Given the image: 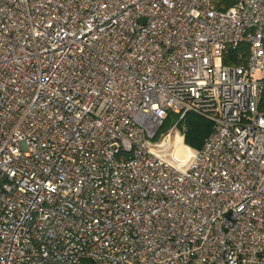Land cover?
Here are the masks:
<instances>
[{
	"label": "built area",
	"instance_id": "2783aa9c",
	"mask_svg": "<svg viewBox=\"0 0 264 264\" xmlns=\"http://www.w3.org/2000/svg\"><path fill=\"white\" fill-rule=\"evenodd\" d=\"M0 264H264V0H0Z\"/></svg>",
	"mask_w": 264,
	"mask_h": 264
},
{
	"label": "trees",
	"instance_id": "16d2710c",
	"mask_svg": "<svg viewBox=\"0 0 264 264\" xmlns=\"http://www.w3.org/2000/svg\"><path fill=\"white\" fill-rule=\"evenodd\" d=\"M227 4H231V2L228 1ZM243 48L244 46H240L239 49ZM173 126L183 135L184 144L194 150H199L210 134L213 124L208 118L197 113L188 112L178 120L177 114L169 112L159 129L157 137L168 132Z\"/></svg>",
	"mask_w": 264,
	"mask_h": 264
},
{
	"label": "bare ground",
	"instance_id": "6f19581e",
	"mask_svg": "<svg viewBox=\"0 0 264 264\" xmlns=\"http://www.w3.org/2000/svg\"><path fill=\"white\" fill-rule=\"evenodd\" d=\"M169 148L173 149L172 156L173 158H169V154L167 153V149H163L164 156L169 160L175 161H187L195 152L194 149L186 146L183 143L182 136L179 133H176L174 136V141L169 145Z\"/></svg>",
	"mask_w": 264,
	"mask_h": 264
},
{
	"label": "rangeland",
	"instance_id": "374dc122",
	"mask_svg": "<svg viewBox=\"0 0 264 264\" xmlns=\"http://www.w3.org/2000/svg\"><path fill=\"white\" fill-rule=\"evenodd\" d=\"M176 133H179L181 136H182V138H183V135L181 134V132L175 127V126H173L169 131H168V133L167 134H169V136L168 137H166L165 136V141H162V147H161V150H163V149H167V153L169 154V158H173V156H172V152L171 151H173V149H171V148H169V145L174 141V136H175V134ZM161 140H164V137H162V139ZM184 143V142H183ZM186 145V144H185ZM186 146H188V145H186ZM189 147V146H188ZM192 149V148H191Z\"/></svg>",
	"mask_w": 264,
	"mask_h": 264
},
{
	"label": "water",
	"instance_id": "95a60500",
	"mask_svg": "<svg viewBox=\"0 0 264 264\" xmlns=\"http://www.w3.org/2000/svg\"><path fill=\"white\" fill-rule=\"evenodd\" d=\"M229 56L232 57V58L234 59V53H233V51H230V52H229Z\"/></svg>",
	"mask_w": 264,
	"mask_h": 264
}]
</instances>
